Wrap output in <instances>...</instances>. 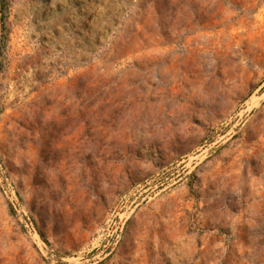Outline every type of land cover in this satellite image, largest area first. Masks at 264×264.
<instances>
[{
	"label": "rangeland",
	"instance_id": "1",
	"mask_svg": "<svg viewBox=\"0 0 264 264\" xmlns=\"http://www.w3.org/2000/svg\"><path fill=\"white\" fill-rule=\"evenodd\" d=\"M0 264H264V0H0Z\"/></svg>",
	"mask_w": 264,
	"mask_h": 264
},
{
	"label": "trees",
	"instance_id": "2",
	"mask_svg": "<svg viewBox=\"0 0 264 264\" xmlns=\"http://www.w3.org/2000/svg\"><path fill=\"white\" fill-rule=\"evenodd\" d=\"M3 46H0V48H2Z\"/></svg>",
	"mask_w": 264,
	"mask_h": 264
}]
</instances>
